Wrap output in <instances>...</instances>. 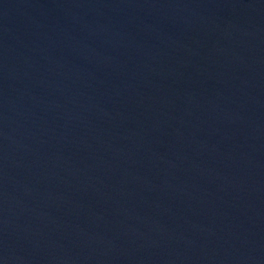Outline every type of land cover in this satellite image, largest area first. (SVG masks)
<instances>
[{
    "label": "water",
    "instance_id": "1",
    "mask_svg": "<svg viewBox=\"0 0 264 264\" xmlns=\"http://www.w3.org/2000/svg\"><path fill=\"white\" fill-rule=\"evenodd\" d=\"M0 264H264V0H0Z\"/></svg>",
    "mask_w": 264,
    "mask_h": 264
}]
</instances>
